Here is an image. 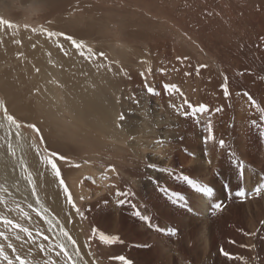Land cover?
I'll list each match as a JSON object with an SVG mask.
<instances>
[{"label":"bare ground","instance_id":"1","mask_svg":"<svg viewBox=\"0 0 264 264\" xmlns=\"http://www.w3.org/2000/svg\"><path fill=\"white\" fill-rule=\"evenodd\" d=\"M22 1L24 5V8L22 9L23 11H17V8H12V3L10 0H0V19L6 20L5 18H8L13 20L10 21V23L17 26L12 29L7 28L6 26H0V97H3V99H0L8 108L9 114L13 115L22 125L20 129V144L22 147L18 148L16 157L12 158L8 156L6 144L3 148H0V153H3L4 157L6 158V163L0 161V165H2V167H0V177L6 173L8 176L9 191L13 193V196L22 198L28 205H32V209L34 208L40 213L42 222L38 218L35 219V223H39V225L42 224V227L40 226V228H43V223H46L54 235V239L64 243H67V238L61 235V230L68 232L72 239L76 241V246L80 249V257L77 258L79 264H83L81 259L82 256L86 259L88 264H91L92 257L88 251L91 249V245H97L98 241H93L91 244H87L85 241V237L80 230L81 223L76 216V212L74 213L72 207L69 206L67 198L62 195L59 189V184H57L58 178L56 180L55 172L52 169H42L37 182L41 184V188L43 190L37 186L36 178L31 172V166H36L37 162L40 161L38 160V150L36 151L32 146H30V142L25 133L22 121H20L21 116L19 115L24 112L23 110L25 107L26 110H30L33 106L35 110H37V115L39 114V117L48 123L49 126L51 125L54 127L51 130L52 134L51 131H49V135L55 136L56 133L59 135V140H62V142H64L68 148H79V150L82 151V153H80V158H83L81 163H89L93 154H95L98 149L99 151L105 150L104 144L102 143L103 138L105 140L112 139L113 137L118 139V134L116 131H112L110 129L111 123H116L119 111L117 112L116 106H114L110 97L113 93L116 83L113 77L114 73L109 70L110 68L108 67V63H111L114 66L116 65V67L120 64L119 66H121V68H125L127 66L124 65L126 57L128 58L129 53L133 50H131L129 47L125 49H119L116 46L118 41H116V33L113 31L115 27L111 28L110 22L103 23L101 35L98 37V39L96 38L95 34L90 32L94 30L91 29L92 27L88 31H84V29L83 32L75 31L89 24V20L87 18H82L83 14L75 16L74 14L60 13V16H62L60 17L59 12H62L61 10L64 11V5L68 0ZM183 2L180 6V9L182 11L191 10L193 12L199 13V18L196 19L203 20L204 17L206 20L214 19L215 17L216 19H220L222 22L218 28H221V30L218 29L217 31L221 32L220 34L222 38L225 33H227L226 30L229 29L223 23L224 18L225 20L232 23L231 25H234V27L239 30L240 33L243 35L249 33V35L252 37L251 39V37L248 36L249 40L240 39L239 42H234L231 46H228L222 41L220 44L218 43L220 46L219 68L217 67V73L212 72V70H210L211 72H204L205 76L202 77L200 89L201 98H195L192 101V98H188L187 96L182 97L179 92H176L174 95L175 97H171L175 99L170 100L176 104L175 112H171L173 117L168 115V117L162 118V121L165 123L172 120L173 130L171 129V134L174 135L173 139H176L177 136L178 139L182 140L179 141L183 146L182 148L186 147L190 149L196 158L190 162L188 168L182 170L184 174H186L185 177H188V180L194 178L192 180L194 181L195 177L199 175L205 179L203 182L198 183L197 181V183L203 184L205 188L211 189L210 192L200 191L197 194V198L201 200L199 203L201 209L204 210V216H210L211 213H213V208L216 205H220V208L217 209L218 211L214 212L215 215L209 217L210 219L208 223H210L211 226L206 230L208 236L205 242L206 248H204V252L206 251L205 249H207V251L209 249L210 254L211 252H214V255H216L215 253L217 251V255L221 256L218 253H222L223 257L221 256L220 258L216 259L211 254V257H209L210 259H208L207 262L201 263L202 255L199 254L200 249L198 248L199 253L198 250L196 251L197 253H194V259L197 261L196 264H231V261L225 260L227 257L224 255L225 252H232L233 254L235 253V258H237L238 261L241 257L244 259L248 257L247 259L250 260L252 259L253 253L256 255L264 253V0H183ZM35 3H40L47 6L46 9L48 11V18L51 19L58 14L57 19L59 22H66V24L69 25V28L66 26V24L64 27L62 26L63 24L55 27L54 24L52 26L49 25L48 27L46 26L48 25V21H46V25L44 24V27L51 28L49 30L47 29V31H61V33H63L62 31H67L69 34V30H72L69 37L76 40L77 42H83L86 48L92 49L94 43H96L98 48L93 52L96 53L98 49L102 51L105 50V52H108L109 60L104 58L101 59V56L99 58V55L92 60L85 59V57L81 56L79 51L73 46L72 40H64L62 38H58V36L49 38L41 31V29L38 31H33L27 28L28 30L23 29L22 31V29H20L21 22H27L25 20L28 19V16L24 11L28 6ZM8 5L10 6L11 12L8 11ZM55 12L57 13L55 14ZM197 21L196 23L198 24ZM94 22L95 21H93V23ZM17 24H19V27ZM124 28L126 27H122V32L123 30L125 31ZM214 29H216L215 24H212V21H210L208 24H205L203 27L199 28V33L200 35L207 38ZM73 35L76 36V38H74ZM126 35H128V33ZM139 36L137 38H139ZM17 41H19V43H17ZM9 42L13 43L14 45L16 44V46H12L11 44L9 45ZM172 42L174 43L175 41L173 40ZM66 43H69V46H65ZM10 46H12L11 49ZM14 49L15 51L13 57H18L21 60L19 59L17 61L15 57L14 58L16 60L14 58L11 59V54L13 53L11 50L13 51ZM180 50H182L180 47H175V50L173 51L175 56L180 57L182 55ZM105 52L103 51L104 54ZM173 52H169L170 56L172 57ZM229 53H234L233 59L231 61H229ZM183 55L182 57H184ZM170 56L169 60L172 59ZM24 68L28 69L27 71L32 72L31 76L27 74L26 78L28 79L29 75L32 80L31 83L23 81L22 74L27 73L26 70L25 72H22ZM37 69H39V71H37ZM191 71L189 72L191 73ZM119 74H121V72ZM199 76H202V74ZM225 78H227V80ZM28 81H30V79ZM225 83L227 84L229 93L227 97L224 94L223 88ZM28 84H31L30 86L32 89L36 88L35 92L31 93L33 90L30 91L29 96L27 90ZM161 89V96L159 99L162 102V99L167 98L168 92L163 87ZM245 93L248 95L246 96ZM22 94H25V96L23 97ZM136 96H139L138 99H140L139 105H137L139 106L138 108L141 107L140 113L142 116L139 117V115L136 116L130 112L125 113L124 111L126 119L123 122L121 121V132L123 134L128 133L129 136L134 132L133 127L135 125L133 126V123L136 124L140 120L144 122V114L150 117V113L146 112V107H149L148 103L151 102V98L145 91L141 90ZM249 96L252 97L251 101L249 100ZM185 100L188 102L187 104L183 103ZM253 101L255 103H253ZM162 103L165 105L166 102L164 103L163 101ZM188 104L191 105V107H189ZM130 105L132 108L134 107L132 106V103ZM125 106H127V104ZM201 106H204L207 110V117L204 123H202L196 117L197 113L201 111ZM30 112L32 111H28V113L26 112L27 114H25V116L27 115L28 117ZM165 115L163 117H165ZM155 116L153 117H155L156 120L157 118L161 119L160 114ZM0 118H2V115H0ZM152 120L153 119H151V121ZM129 122L132 123V128L129 126ZM156 123L161 124L158 121ZM209 124L211 125V135L213 139H208L210 135L208 130ZM43 129L44 132L47 131V129L45 130V127ZM137 133L140 136V133ZM4 135V130L0 129V137ZM204 135L206 136L204 137ZM46 137L48 138V135ZM201 137L203 138V143H206L205 145L207 149H204V144L202 145L201 142L198 141ZM54 139L55 138H53V140ZM12 140L15 144L17 137L15 136L14 132ZM220 140L224 141V147H220ZM51 143L48 142V144ZM0 144H4V141L0 140ZM178 145L179 144L176 146ZM40 146L41 149L44 150L43 144ZM45 147H48V145ZM54 147L56 148V145ZM86 148H90V151L92 150L90 155H88V152L87 154H84V150ZM108 152L107 154L109 155ZM202 153H208L207 157L210 158V161L215 159L216 162L213 163L214 168L216 169L215 177H208L210 163L208 162L209 164H207L203 162L204 155ZM82 154L84 155L81 156ZM20 160L25 162V165L28 169V172L24 173V175L30 173L32 176L35 186V195H32L33 185L28 184L27 180L20 178L21 171L20 167L18 166ZM12 167H15V172L11 171ZM64 167L65 166L63 165V168ZM91 171L92 168L90 166H80L76 173H91ZM135 172L136 174L134 175H136V177H140V175H145L148 173L141 168H138V170ZM172 172L173 171L171 170V181L174 189L179 194L192 189L194 184H190L187 180H185L182 172ZM134 175L132 176L134 177ZM69 178L71 177L69 176ZM17 179H19L20 188L18 192L10 187L12 182L16 181ZM78 180H80L79 177L76 178V180L71 179L68 183L72 204L77 203V201L83 202L84 200L87 202L88 200L98 198L99 194L102 192L101 190H98L91 195L89 191L85 189L86 187L83 186L84 184L81 185L78 183ZM0 182H3V180L0 179ZM147 185L150 186V184ZM257 189H260L259 195L256 194ZM0 195H3V193H0ZM245 196H250L248 198L249 200L247 199L246 201ZM37 199L39 200V203H37ZM106 200L107 198L104 197L98 199L92 205L91 203H87V206L90 207L88 211L91 210L89 216L92 218L91 220L94 221L96 226L101 227L103 231L109 232L111 234L114 233L121 235L124 240L127 238V235H130L127 238V241L130 240V242H126L127 245L130 246H133L134 244H140L149 238H147L146 234H144L142 230V210L138 207H132V203L129 201L128 197L126 199L124 198L121 202L122 205L119 207V219L116 220L114 224L112 223V219H114L116 209L113 212V207L108 206L106 204ZM131 207L133 208L132 210ZM159 207L162 209V211L167 210L166 207ZM176 211H170L169 209L167 214L169 216L175 217L179 215V213ZM130 216H132V218H130ZM206 220L208 219L206 218L204 221ZM192 225L189 226L190 233L187 232L190 236L195 226L194 224ZM16 242H18L20 245L19 242L21 241ZM25 244L23 243V245ZM68 247L71 251L72 245L69 244ZM166 247H162L159 251H156V249H152L148 252L145 251L143 257L139 259L138 264H156L160 258L165 257L166 259V257L170 256V253L172 252ZM132 249L137 252L139 251V249L134 247H132ZM23 253L29 259V261L31 260V263L33 264H37V260H40V264H42V259H47V255L45 253L44 254L46 256L44 257L43 253L39 252L36 247H31L28 244L23 246ZM51 255L53 259H59L54 253ZM171 256L169 257L170 264H194L185 263L182 261L185 259V257L182 258V256H185V252H182L179 256V259L183 263H180L178 258ZM238 261L234 263H243H239ZM164 263L166 264V262Z\"/></svg>","mask_w":264,"mask_h":264},{"label":"rangeland","instance_id":"2","mask_svg":"<svg viewBox=\"0 0 264 264\" xmlns=\"http://www.w3.org/2000/svg\"><path fill=\"white\" fill-rule=\"evenodd\" d=\"M10 1L12 3V8L15 7L17 8V11L19 10L23 11L22 9L24 8V5H23L22 0H10ZM182 2L183 0H68L67 3L64 5L65 7L64 11L61 10L62 12H59V16H60V13L74 14L75 16L83 14L82 18H87L89 20V24H92V25L87 24L86 26H83L82 28H79L78 30H75V31L83 32V29L84 31H88L92 27L91 29L92 30L94 29L93 30L94 32L93 31H90V32L95 34L97 39L101 35V30H102L101 28H103V23L110 22L111 28L115 27L113 31L114 33H116V41H118L116 46L119 49H125L129 47L131 48V50H133L131 51L132 53L131 52L129 53L128 58L126 57V61L124 62V65L125 66L127 65V66L126 67L124 66L125 68L123 67L121 68V66H119L120 64L116 67V65L114 66L111 63H108L109 64L108 67L111 69L112 73H114L113 77L116 83L113 89V93L110 97H111V100L114 106H116L117 112L119 111L117 121L116 123L115 122L111 123L110 129L112 131L114 130L116 131V133L118 134L117 135L118 139L113 137L112 139L105 140L103 138L102 143L104 144L105 150L99 151L98 149L96 153L93 154L92 159L91 161H89V163H84V164L81 163L83 161V158L82 157L80 158V153H82V151H80L79 148L77 149L75 147H72V148L70 147L72 149L71 150L70 148L67 147V145L64 142H62V140L61 141L59 140L58 134L55 133V136L49 135V131H51L54 127H52L51 125L49 126L48 123L42 120L41 117H39V114L37 115L36 113L37 110H35L33 106L31 107L32 109L30 110H26V107H25V109L23 110L24 112H22L19 115L21 116L20 121H22L23 127L25 129V133L30 142V146H32L36 151L38 150L37 154L39 152L38 160L40 161L37 162L36 166L35 165L31 166V172L33 176L36 178V184L39 188H41V184L37 182V179L39 178L42 169L44 168L52 169L51 166L48 165L47 163V160L50 158V153L56 152L67 158L66 160H55V158H53L54 162L57 165V168L60 170V177L58 178V180L56 177V180H57V184H59V189L62 195L67 198L69 206L72 207V209L74 210V213L76 212V216L78 217L81 223L80 230L82 231V234L85 237V241L87 242V244H91L93 241L94 242L98 241L97 245H93V246L91 245L90 247L91 249L90 250L88 249L89 250L88 252L90 256L92 257V258L90 257L91 264H93V262H95V264H123V262L120 259H118V257H124L125 260L128 261V264H138L139 259L143 257V255L145 254L144 253L145 251L148 252V251H151L152 249H156V251H159L161 250L162 247H166V246H167L166 248H168L169 251H172L170 253V256L172 255L171 257H175L179 259L180 254L182 252L183 253L185 252V256H182V258L185 257V259L182 260L185 263L196 264L197 261L196 259H194L195 258L194 253H197L196 252L197 250L199 253V249H200L199 254L202 255L201 263L207 262V260L210 259L209 257H211V254L216 259L222 256V253L221 254L218 253L219 255H221V256H218L217 251L215 253L217 256L214 255V252H211L210 254L209 249L208 251L207 249H205L207 252L206 251L204 252V248H206L205 242L208 236L206 230L207 228H210L211 226V224L208 223L210 219L209 217L212 215H215L214 212L218 211L217 210L218 208L215 206L212 211L213 213H211L210 216L208 215V217H205L204 212H203L204 210L201 209V206L199 203L201 200L197 198V194L198 192L201 191V188H205V186L203 184H198V183L203 182L205 178H202L199 175L195 177L194 181H192L194 178L193 179L191 178L192 184H194L192 186V189H190L189 191H185L186 193L183 192L182 194L181 193L179 194L174 189V186L171 181V177H172L171 170L173 171L172 173L177 172V171L182 172L183 177H185L186 174H184L182 170L188 168L190 165V162H192L196 158L194 157L190 149L186 147L182 148L183 146L179 142L182 140L178 139L177 136H176V139H173L174 135L171 134L173 130L172 120L170 122L167 121L166 123L162 121L163 120L162 118H166L168 117V115L173 117L172 113L175 112V107H176V104L170 101L171 99L172 100L175 99L171 97L174 96L176 92H173L170 89V87H166V86L175 85L177 88H179L180 90L179 93L180 94L182 93V97L187 96L188 98H192V101L195 98H201L200 89H201V84H202V77L205 76V73H207L210 70L216 73L218 71V68H219L218 65L220 64L219 44L221 43V41L225 42L228 46H231L234 42H239L240 39L249 40V37H251V35H249V33L243 35L242 33H240L239 30H237L234 27V25H231L232 23L225 20L224 18L223 23L229 29L226 30L227 33H225V35L222 38L220 34L221 32L217 31L218 29L221 30V28H218L220 27V23L222 22L220 19L218 18L216 19V17L214 19H207V20L204 17L203 18L204 21L202 19H196V18H199L198 16L199 13L193 12L191 10L190 11L183 10L184 11L183 12L180 9ZM33 5L28 6L24 11L25 14L28 16V19L25 20L27 22H24V21L21 22L20 29H22V31L23 29L26 30L27 28L30 30L35 29V31H38L40 29L49 30L51 28L44 27L46 25V21H48L47 22L48 25H46L48 27L49 25L52 26L54 24H55L54 27L58 25H62V24H63L62 25L63 27L65 26L66 22H61V21L59 22V20L57 19L58 14L51 19L48 18L47 16L48 11L46 9L47 8L46 5L40 4V3H35ZM8 11H10V6L8 8ZM56 13L57 12H55V14ZM5 19L8 20L9 22L13 21L8 18H5ZM28 20H29V23H28ZM93 21L95 22L93 23ZM196 21L198 22V24L196 23ZM210 21H212V24H215L216 29H214L213 32L210 33V36L208 37L206 36L207 38H205L204 36L200 35L199 28L203 27L205 24H208ZM17 25L19 27V24ZM66 26L69 28L68 24H66ZM122 27H126L124 28L125 31L123 30V32L121 30ZM191 29L195 32H193ZM69 31L71 32L72 30H69ZM58 32L61 33V31H58ZM62 32L64 35L58 36V38H62L65 40V35L70 36V32L69 34L67 31L66 32L62 31ZM127 33L128 35H126ZM138 36L139 38H137ZM73 37L76 38V36L74 35ZM169 39L172 41L174 40L175 42L173 43ZM10 44L12 46H16V44L14 45L13 43L9 42V45ZM95 44L96 43H94V46L91 49L92 52L97 50L98 48V45L97 44L95 45ZM67 45L69 46V43H66L65 46ZM12 46H10V49L12 48ZM175 47H180L182 49L180 51L182 55L184 54L183 55L184 57H182V55L180 57L175 56V53L173 52L175 50ZM162 48L164 51L162 50ZM99 50L100 49H98V51L96 52L95 57H98L99 53L103 51L105 52V50L103 51L102 50L99 51ZM14 51L15 49L13 51L11 50V52H13L11 54L12 55L11 59L15 57V56L13 57ZM170 51L173 52L174 58L170 56L169 54ZM233 55L234 53H229V61L233 59ZM169 56L172 58L171 60H169ZM15 58L17 59V61L20 59L18 57H15ZM103 58L109 60L108 52H105L104 56L101 57V59ZM187 66H189L190 69ZM185 69L186 71L187 70L188 71L186 72ZM25 70L27 71L28 69L24 68L22 72H25ZM189 71H191V73ZM120 72L121 74H119ZM23 74H22L23 81L25 82L27 81L31 83L32 80L30 76L32 72L27 71L26 74L25 73ZM27 74L30 75V76L28 75V79H26ZM201 74L202 76H199ZM29 79L30 81H28ZM30 85L29 84L27 85L28 96L30 95V91L33 90L31 92L33 93L36 90V88L32 89ZM162 87L166 89L168 92L167 98L162 99V102L163 101L164 103L166 102L165 105L159 99L161 96ZM149 88L152 89V92L148 91ZM140 90L145 91L147 95L151 98V102L148 103L151 109L148 106L146 107L147 109L146 112L150 113V117L144 114L143 115V118L145 119V120L143 119L144 122L140 120L136 124L133 123V126L135 125L134 127L132 126V123L129 122L130 124L129 126L131 128L133 127L134 129V132L130 134L129 136L128 133L123 134L121 132L122 125H121V121L119 120V115L122 113L124 114V111H125V113L130 112L136 116L138 115L139 117L142 116V114L140 113L141 107L138 108L140 99H138L139 96H136L139 94ZM188 94L190 95V97ZM22 96L24 97L25 94H22ZM0 98L3 99V97H0ZM1 99L0 101H2ZM131 103H132V106H134L133 108L130 105ZM126 104L127 106H125ZM200 105H203V104H200ZM28 111H32V112H30L31 116L29 115L27 117V115L25 116V114H27ZM206 113H207V110L200 111L199 113H197L196 117L202 123H204L207 117ZM158 114L161 115V119L157 118L156 120L155 115H158ZM0 115H2V112H0ZM152 115L155 117H153ZM164 115L165 117H163ZM39 119L42 120V123H41V120ZM151 119L153 120L151 121ZM157 121L160 122L161 124L156 123ZM28 124L35 125L36 128L40 130V134L37 135V133L33 129L25 126ZM42 126H44L45 130L47 129V131L44 132V129H43L44 127ZM140 126H142L143 128ZM137 132L139 133L141 132L140 136ZM51 134H52V131H51ZM47 135H48V138L46 137ZM135 135L137 137L139 136L138 138L140 139H138ZM205 136L206 135H204V137ZM41 137L43 138L45 142L43 143L44 150L41 149V146H40L42 144L40 142ZM133 137H135L136 139ZM53 138L55 139L53 140ZM198 141L201 142L202 145L204 144L203 145L204 149L205 148L207 149L205 145L206 143H203L202 137ZM48 142L50 143L52 142L53 145L52 143L48 144ZM54 144L56 145V148L54 147L55 146ZM177 144L179 145L176 146ZM46 145H48V147H45ZM138 146H140L141 148ZM45 149H47V151H45ZM84 151H85L84 154H87L88 152L89 153L88 155H90V153H92L91 152L92 150L90 151V148L88 149L86 148ZM107 152L109 153V155L107 154ZM84 154H82L81 156H83ZM203 155H204L203 162L207 164L210 163L209 164L210 166L208 169L209 171L208 177H211V178L215 177L216 169L214 168V164H213L214 162H216L215 159L210 161V158L207 157L208 153H204ZM38 164L40 165V167ZM63 165L65 166L64 168H63ZM75 165H79V167H76ZM80 166H90L92 168L91 173L90 172L83 173V174L76 173V171L80 168ZM138 168L144 169L148 173L145 175H140V177H136V175L134 174H136L135 171H137ZM110 169H115V171H111ZM132 175H134V177ZM69 176L71 178H69ZM78 177L80 179L78 180L79 181L78 183H80L81 185L84 184L83 186L86 187L85 189H87L91 195L98 190L102 191L99 194L97 199L88 200L87 202L84 200L83 202L77 201V203L72 204L70 191L68 189V183L70 182L71 179L76 180V178ZM61 179L64 181L63 185H61L60 183ZM147 184H150V186ZM65 188L67 189V191H65ZM41 190L43 189L41 188ZM104 197L107 198L106 204L108 206L113 207L112 208L113 212L116 209L114 219L111 218L113 224L116 220L119 219V207L122 205L121 202L123 201L124 198L126 199L128 197L129 201L132 203L131 205L132 207L134 208L138 207L139 209L142 210L141 211L142 230H143V233L146 234L147 238L148 237L149 238L140 244H134L133 246H130V245H127V243L130 242V240L127 241V238L130 235H127V238H125L124 240L121 235L114 234V233L111 234L109 232L103 231L101 227L96 226L94 224V221L91 220L92 218L89 216L91 210L88 211L90 207L87 206V203H91L92 205L98 199H101ZM249 197L250 196H245L246 201ZM5 198L7 199L6 196ZM14 198H15V201L17 200L16 203L19 205L21 209H23L24 212L28 211L27 213L28 214L30 213L29 216L31 217V222L27 219H24L19 211L7 212L5 214L9 216V218H12L18 223H21L23 226L28 227L30 231H33L34 235H35L36 230L43 231L45 235L49 236L50 241H42V243L46 245L49 242L56 243L57 240L54 239L55 237L50 231V228L48 227L46 223H43V228H40L42 224L39 225V223H35L36 218L40 219V221L42 222L41 215L37 216V214H35L37 213V211L36 210L32 211L33 209L29 208L28 204L22 198H17L15 196ZM163 200L165 203L163 202ZM9 203L11 204V200H9ZM73 205H75V207H73ZM159 206L161 207L163 206L164 208L166 207L167 210L162 211V209ZM132 207H131V210L133 209ZM77 209L79 210V212L77 211ZM169 209L170 211L177 210L176 212L179 213V215L175 217L169 216L167 214V212H169ZM0 212H4V208L2 205H0ZM130 218H132V216H130ZM206 218L208 220L204 221ZM192 224H194L195 226L190 236L188 235V233H190L189 226ZM94 229L96 230L95 233H93ZM0 230H3L2 225H0ZM100 233H104L105 235L109 237H113L115 239L105 244L99 240ZM20 235L23 237L24 234L20 233ZM26 239L27 238L25 237V240ZM10 241L17 247L21 256L25 258L26 256L23 253V246H26L27 243L26 244L24 243L25 245L21 247V242H19L20 243L19 245L18 242H16L17 240L15 239L10 238ZM6 243H7L6 241L0 238V244L6 245ZM132 247L139 249V251L138 252L134 251ZM192 248H195V249H192ZM6 251L11 253L10 249L6 248ZM229 253L230 252H228V254ZM234 254L231 252L226 257L225 260L231 261L230 262L231 264L238 261L237 258H235L236 256ZM43 255L44 257L46 256L44 253ZM170 256L166 257L167 260L165 259V257L160 258L156 262V264H158L159 261L162 264H165L164 262H166V264L167 263L170 264L169 262ZM229 257H232V258H229ZM46 258H48V256H46ZM247 258L244 259L243 257H241L238 262L239 263L243 262L244 264H248L249 259ZM81 259H82L83 264H86V263L88 264V262L83 256L81 257ZM252 259H253V262H252ZM252 259L249 260V264H264L263 262L264 253H261L259 255H256L253 253ZM182 261L179 259L180 263H183ZM160 262L159 264H161ZM234 264H237V263H234Z\"/></svg>","mask_w":264,"mask_h":264},{"label":"snow or ice","instance_id":"3","mask_svg":"<svg viewBox=\"0 0 264 264\" xmlns=\"http://www.w3.org/2000/svg\"><path fill=\"white\" fill-rule=\"evenodd\" d=\"M0 26H6L9 29L17 27L16 25L4 20L0 19ZM35 31V29H33ZM41 31L46 34L49 38L54 36H63V33H57V32H50L46 29H41ZM65 39L72 40L73 46L79 51L80 55L85 57V59L92 60L95 58L96 53H93L91 48H86V46L83 44V42H77L76 40L72 39L69 36H65ZM19 43V41H17ZM99 56L103 57L104 53H99ZM111 70V69H109ZM39 71V69H37ZM227 80V78H225ZM170 87V89L174 92H179V88H177L175 85L166 86ZM224 88V94L227 97L228 93V87L227 84L223 85ZM149 92H152V89H148ZM182 95V93H181ZM247 96L248 94L245 93ZM249 100H252V97L249 96ZM183 103L187 104L188 102L185 100ZM253 103H255L253 101ZM191 107V105H189ZM201 111H205L206 108L204 106H201ZM219 111V109H218ZM0 112H2V118H0V129L4 130L5 135L0 137V140L4 141V144H0V148H3L6 144L7 148V154L8 156L15 158L17 154L18 148H21L22 145L20 144L21 139V133L20 129L22 127L21 123L18 122V120L11 114H9L8 108L5 106L3 101H0ZM126 119L125 115L122 113L119 115V120L124 121ZM28 128L33 129L37 135L40 134V130L36 128L33 124L25 125ZM209 130V137L208 139H213L211 135V125L208 126ZM13 132L15 136L17 137V140L15 144L13 143L12 136ZM42 144L44 143L43 138L41 137ZM220 147H224V141H219ZM47 151V149H45ZM39 154V153H38ZM55 160H66L67 158L65 156L60 155L56 152L50 153V158L47 160L48 165L51 166L52 170L55 172V175L57 178L60 177V170L57 168ZM0 161H3L6 163V158L4 157L3 153H0ZM20 171H21V179L27 180L28 184L33 185L32 189V195H35V186L34 182L32 180V176L30 173L27 175H24V173L28 172L27 166L25 165V162L23 160L19 161ZM76 167H79V165H75ZM2 167V165H0ZM111 171H115V169H110ZM12 172H15V167L11 168ZM0 179L3 180V182H0V193H3L6 195L7 199L5 198V195H0V205L3 206L4 212H0V225L3 226V230H0V238H2L4 241H6L5 244H0V264H31V261H29L27 258H24L21 256L20 252L18 251L17 247L10 242L11 239H15L17 241H21V247L23 246V243H27L30 246L36 247L39 252L45 253L48 258L42 259V264H79L78 257H80V249L76 246V241L72 239V237L69 235L68 232L61 230V235L65 238H67V243L59 242L56 243L49 242L47 245L42 243V241H50V238L48 235H45L43 231L36 230L35 235L33 234V231H30L28 227L23 226L21 223H18L17 221L13 220L12 218H9L5 213L7 212H13V211H19L24 219H27L31 222V217L27 212H24L23 209L19 207V205L16 203L15 198L13 196V193L9 191V185H8V176L5 173ZM185 180H187L190 184L192 183L191 180H188V177H184ZM61 185H63L64 181L60 180ZM12 189H15L17 192L20 190L19 188V179L12 182L10 185ZM65 191L67 189L65 188ZM201 191H207L210 192L211 189L208 188H201ZM260 189L256 190V194L259 195ZM9 200H11V204L9 203ZM37 203H39V200L37 199ZM29 208H32V205H28ZM75 207V205H73ZM217 208H220V205H216ZM33 211L35 209L33 208ZM79 212V210L77 209ZM37 216L40 215L39 212L36 213ZM15 230V231H13ZM95 229L93 230V233H95ZM20 233H23L24 236L22 237ZM25 237L27 238L25 240ZM115 238L109 237L105 235L104 233H100L99 240L105 244L109 243L110 241L114 240ZM72 245V250H69L68 245ZM7 249L11 250V253L6 251ZM58 249V251H57ZM52 253L55 254L56 257L59 259H53ZM225 256H228V253H224ZM231 258V257H229ZM123 264H128V261L125 260L124 257H118ZM37 264H40V260H37ZM95 264V262H93Z\"/></svg>","mask_w":264,"mask_h":264}]
</instances>
